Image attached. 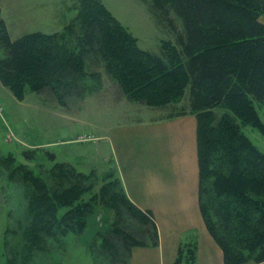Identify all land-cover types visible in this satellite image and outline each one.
Wrapping results in <instances>:
<instances>
[{"label":"trees","instance_id":"16d2710c","mask_svg":"<svg viewBox=\"0 0 264 264\" xmlns=\"http://www.w3.org/2000/svg\"><path fill=\"white\" fill-rule=\"evenodd\" d=\"M158 1L183 25L181 51L170 43L163 44L161 55L140 48L102 0H78L76 16L57 32L13 40L0 5V80L18 98L48 88L71 94L86 75L84 56L92 52L102 56L106 74L129 102L170 104L191 85V111L185 114L198 121L199 203L206 227L225 264H264V152L242 130L247 125L264 130V0ZM0 168L28 187L36 235L75 229L83 234L99 201L115 219L114 235L104 243L109 264H129L133 248L159 245L153 213L129 199L114 169L109 175L116 182L102 185L87 202L83 197L93 187H83L85 173L72 164L55 162L51 183L10 155H0ZM130 222L142 227L141 234L126 229ZM33 237L30 251L39 246ZM187 237L195 244L184 240L175 264H197L198 239L194 233Z\"/></svg>","mask_w":264,"mask_h":264},{"label":"rangeland","instance_id":"374dc122","mask_svg":"<svg viewBox=\"0 0 264 264\" xmlns=\"http://www.w3.org/2000/svg\"><path fill=\"white\" fill-rule=\"evenodd\" d=\"M31 1L0 0L2 18L13 40L41 30L38 26H45L41 32H57L77 14L78 0H49V5L44 7L51 6V13L45 15L46 10H43L41 16L39 12H31L35 7ZM102 1L138 39L140 48L161 55L163 44L170 43L181 51L183 25L168 6L160 5L158 0ZM35 18L45 20L39 22ZM18 19L22 25H18ZM260 20L264 22V15ZM94 54L84 56L87 72L83 75H86L71 94H56L48 88L42 93L27 90L18 98L0 80V155L15 157L19 164L34 171L38 179H47L48 183H51L48 174L55 162L72 164L85 173L83 187H93L92 192L83 197L87 202L99 193L102 185L116 182L109 175L115 168L109 132L136 121L176 118L190 112L193 101L190 85L179 100L170 104L149 107L129 102L106 74L102 56ZM92 73L98 75L95 77ZM217 114L221 116L223 112L217 110ZM260 116L264 122L262 111ZM242 130L264 152V130L250 125ZM32 157L36 160L30 159ZM50 157L55 158L50 160ZM0 170V264H109L104 243L108 235H114L112 211L98 201L83 234L75 229L66 235L61 232H53L51 237H47L46 232L36 235L35 223L29 216L28 187H24L18 177L11 180L7 169ZM126 229L138 234L142 231V227L133 222ZM33 236L39 246L30 251L27 243ZM194 237L197 238L195 234ZM94 238L95 247L90 252ZM187 238L184 244L193 246L196 240ZM183 249L182 254L186 256L187 248Z\"/></svg>","mask_w":264,"mask_h":264},{"label":"crops","instance_id":"0c3cea01","mask_svg":"<svg viewBox=\"0 0 264 264\" xmlns=\"http://www.w3.org/2000/svg\"><path fill=\"white\" fill-rule=\"evenodd\" d=\"M31 3L35 5L31 12L51 13V6L44 7L49 0ZM197 129L196 115L185 114L170 120L136 121L109 132L114 170L129 199L153 213L159 232V245L133 248L129 264H175L190 233L198 239L197 264H225L200 211Z\"/></svg>","mask_w":264,"mask_h":264}]
</instances>
